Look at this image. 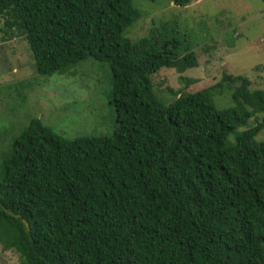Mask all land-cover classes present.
<instances>
[{
  "label": "trees",
  "instance_id": "trees-1",
  "mask_svg": "<svg viewBox=\"0 0 264 264\" xmlns=\"http://www.w3.org/2000/svg\"><path fill=\"white\" fill-rule=\"evenodd\" d=\"M141 17L134 0H0V44L24 42L35 80L108 65L118 123L71 140L34 118L0 149V246L20 264H264V87L225 74L164 103L153 77L200 64L167 23L126 37ZM27 86L10 95L29 104Z\"/></svg>",
  "mask_w": 264,
  "mask_h": 264
},
{
  "label": "rangeland",
  "instance_id": "rangeland-1",
  "mask_svg": "<svg viewBox=\"0 0 264 264\" xmlns=\"http://www.w3.org/2000/svg\"><path fill=\"white\" fill-rule=\"evenodd\" d=\"M134 6L142 17L126 31V37L137 41L149 36L153 27L167 23L177 31L183 45L195 46L199 67L183 74L163 69L153 77L160 91L166 92L163 99L160 97L164 103L170 101V88L174 93L210 88L221 82L225 74L243 76L251 82L252 89L264 87L263 0H190L186 7L177 6L174 0H134ZM21 43L0 44V85H3L0 87V149L8 148L13 136L20 135L34 118L71 140L103 137L114 132L118 123L115 108L109 101L111 73L107 64L87 60L65 74L35 80L36 68L33 70L29 52L28 65L20 58L21 48L26 47ZM19 82L28 84L26 89L32 90L34 97L37 95L34 101L22 104L27 96L25 92L19 97L10 95ZM8 84L14 86L6 87ZM232 98L228 91L225 96L215 95V103L218 108L230 107ZM13 107L22 109L18 127L10 115ZM258 117L262 121L264 114ZM253 119L240 132L255 126L258 121ZM230 138L233 141L234 135ZM256 140L264 141V130ZM1 154L0 150V170ZM0 264H20V259L17 253L4 251L0 246Z\"/></svg>",
  "mask_w": 264,
  "mask_h": 264
}]
</instances>
